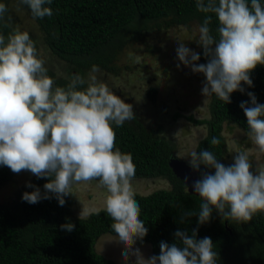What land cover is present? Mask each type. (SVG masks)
Returning a JSON list of instances; mask_svg holds the SVG:
<instances>
[{
    "label": "clouds",
    "instance_id": "1",
    "mask_svg": "<svg viewBox=\"0 0 264 264\" xmlns=\"http://www.w3.org/2000/svg\"><path fill=\"white\" fill-rule=\"evenodd\" d=\"M33 18L53 15L52 0H20ZM197 9L214 13L218 19V39L211 34V17L199 27V44L207 58L197 65L200 54L179 43L177 57L194 73H202L206 81L205 97L215 95L231 103L230 94L244 92L243 84L253 86L250 73L264 65V3L262 0H196ZM7 7L0 3V24L7 27ZM179 67V65H177ZM101 70L93 65L87 76L73 74L66 86H56L48 75L46 59L28 31L18 26L5 37L0 31V165L13 173L30 171L37 178H49L44 193L39 187L25 192L22 200L36 204L42 199L58 200L71 194L72 186L98 180L107 190L106 212L113 220L112 230L124 244L125 262L135 257L134 264H217L218 253L210 237L197 239V231L189 236L177 231L180 242L160 243V255L145 258L140 249H133L148 229L140 219L141 208L135 199L132 179L136 165L131 153L115 147L116 127L135 119L133 106L116 95L97 76ZM251 106L242 102L249 127V138L264 153V104L257 103L249 92ZM217 137L211 139L218 145ZM115 149V150H114ZM189 164L214 169L204 172L191 184L193 193L202 198L198 224L210 221L213 210L225 219L238 223L264 213V170H253L247 152H238L226 166L210 150L190 153ZM188 177L184 178L187 185ZM51 194V195H50ZM192 216V212L186 214ZM183 218V217H182ZM67 231L73 224L61 225Z\"/></svg>",
    "mask_w": 264,
    "mask_h": 264
},
{
    "label": "trees",
    "instance_id": "2",
    "mask_svg": "<svg viewBox=\"0 0 264 264\" xmlns=\"http://www.w3.org/2000/svg\"><path fill=\"white\" fill-rule=\"evenodd\" d=\"M0 3L7 7L5 22L8 25L0 24V31L7 37L18 26L13 12H22L31 23L30 36L46 59L48 75L54 78L56 86L61 87L66 86L68 77L73 74L85 76L93 65L117 75V61L122 51L132 42H145L143 36L150 32L195 24L198 34L194 48L200 54V59L195 62L197 65L207 63L199 44V27L208 16L211 17V34L218 39L216 15L200 12L196 0H52L45 6L52 9L53 15L44 18H33L30 9L20 0H0ZM250 78L253 86L242 82L245 91L231 93V103L210 96L208 118H188L195 125L206 128V136L198 142L195 151L210 150L222 163L223 127L233 124L249 133L240 104L246 102L251 106L249 92L255 95L257 103L264 104V65L258 64ZM148 94L155 99V89H149ZM113 127L115 147L132 154L136 165L133 179H161L168 185L167 189L148 195L135 194L141 208L140 219L148 229L143 239L136 240V246L148 244L152 254L159 256L161 242L179 244L175 236L177 231L191 236L196 230L198 240L211 238L218 253L217 264H264V213L255 214L249 222L238 223L223 218L214 209L209 222L198 224L196 214L203 201L189 194L170 169L171 158L181 159L174 152L173 144L149 131L136 117L133 124L125 122L123 126ZM213 137L220 140L218 145L211 144ZM214 171L201 165L198 178L204 172L214 174ZM14 174L9 167L0 165V190L12 184ZM48 180L33 176L16 186L6 201L0 202V264H116L95 250L102 235L118 237L111 228L113 220L105 210L75 217L71 212V194L64 197L63 206L55 196L36 204L22 200L23 193L34 191L26 186L28 183L39 187L43 194V186ZM188 212L193 215L188 217ZM69 223L74 225L72 231L61 228Z\"/></svg>",
    "mask_w": 264,
    "mask_h": 264
},
{
    "label": "rangeland",
    "instance_id": "3",
    "mask_svg": "<svg viewBox=\"0 0 264 264\" xmlns=\"http://www.w3.org/2000/svg\"><path fill=\"white\" fill-rule=\"evenodd\" d=\"M12 17L17 19L22 31L31 30V23L22 12L15 10ZM197 34L198 27L195 24L150 32L143 36L145 42H132L122 51L117 61V75L104 71L97 73L98 78L106 82L116 95L133 106L134 116L139 123L169 140L177 157L187 162L198 142L206 136V128L195 125L188 118H208L210 97L202 94L206 81L204 74L194 73L190 66L180 62L176 49L179 43H184L197 52L194 48ZM89 72H85V76ZM151 88L156 91L154 100L148 94ZM130 122L133 124V120ZM222 136L225 141L222 159L224 165L232 164L233 157L238 152H247L253 170H264V153L259 152L248 133L233 124H226ZM33 176L35 175L26 170L15 173L12 184L0 190V202L6 201L16 186L24 184ZM98 183L92 180L72 186L71 212L75 217H85L93 211H106L108 193ZM132 185L135 194L140 195L168 188L167 183L161 179H132ZM132 247L140 249L146 259L154 256L148 244L143 247L134 244ZM95 250L116 264H134L135 261V257H131L125 262L122 255L125 246L116 236L102 235L95 244Z\"/></svg>",
    "mask_w": 264,
    "mask_h": 264
},
{
    "label": "water",
    "instance_id": "4",
    "mask_svg": "<svg viewBox=\"0 0 264 264\" xmlns=\"http://www.w3.org/2000/svg\"><path fill=\"white\" fill-rule=\"evenodd\" d=\"M169 167L172 170L173 174L183 182L184 186L186 187V190L189 194L197 196L201 198L198 194L193 193L191 189V184L193 181L199 179L197 170H194L190 164H188L184 160L176 159V158H171L169 161ZM188 177L187 185H185L184 178ZM202 199V198H201Z\"/></svg>",
    "mask_w": 264,
    "mask_h": 264
},
{
    "label": "flooded vegetation",
    "instance_id": "5",
    "mask_svg": "<svg viewBox=\"0 0 264 264\" xmlns=\"http://www.w3.org/2000/svg\"><path fill=\"white\" fill-rule=\"evenodd\" d=\"M177 159V158H176ZM180 160H182V159H180Z\"/></svg>",
    "mask_w": 264,
    "mask_h": 264
}]
</instances>
